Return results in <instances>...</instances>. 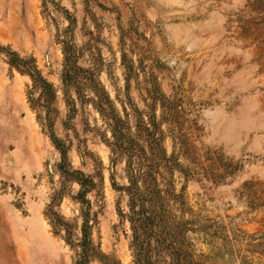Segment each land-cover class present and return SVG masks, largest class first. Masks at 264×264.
<instances>
[{"label":"rangeland","instance_id":"1","mask_svg":"<svg viewBox=\"0 0 264 264\" xmlns=\"http://www.w3.org/2000/svg\"><path fill=\"white\" fill-rule=\"evenodd\" d=\"M66 12L75 19L70 40L85 47L80 66L97 71L119 116L129 102L145 120L154 107L187 207L264 234V0H0V46L33 58L56 90L51 131L69 166L96 183L86 196L92 242L132 264L119 216L127 197L116 190L127 181L123 161L112 162L109 125L90 104L76 101L69 111L61 94ZM122 53L133 69L128 88ZM30 88L0 53V264H76L77 250L52 224L48 205L61 192L53 211L76 243L79 187L60 179V154L31 108ZM186 239L196 259L212 255L201 235Z\"/></svg>","mask_w":264,"mask_h":264},{"label":"trees","instance_id":"2","mask_svg":"<svg viewBox=\"0 0 264 264\" xmlns=\"http://www.w3.org/2000/svg\"><path fill=\"white\" fill-rule=\"evenodd\" d=\"M65 15L68 26L61 40L58 37L62 53L61 94L69 111L75 110L76 101L90 104L109 125L111 142L108 147L112 162L123 161L127 181L126 185L116 190L127 197V212H119V216L128 224L132 264H264L260 261L264 258V234H247L236 228L233 218L223 223L203 217L187 207L183 189L179 192L175 190L173 172L179 164L172 155L166 154L164 135L153 116L154 107H150L145 120L144 114L129 102V110L122 106L123 114L119 116L97 80V71L80 66L85 47L77 48L70 40L75 19L67 12ZM0 53L6 58L10 70L29 79L31 108L43 115L45 127L51 131V117L56 113V90L41 74L33 58H21L2 46ZM121 63L128 88L133 69L124 53L121 54ZM34 92L37 94L35 98L31 96ZM129 117L132 118L131 126L127 120ZM50 139L60 154V179L79 187L74 199L81 207L80 238L76 243L70 240L71 226L53 211L61 199V192H56L48 205L52 224L65 232V242L77 250L76 264H89L92 261L120 264L101 252L91 239L90 203L86 196L95 191L96 183L91 177L69 166L66 149L52 131ZM186 234L201 235L202 242L210 246L212 255L205 261L196 259ZM254 256L257 263L253 262Z\"/></svg>","mask_w":264,"mask_h":264}]
</instances>
